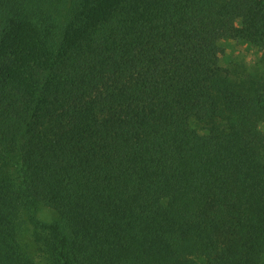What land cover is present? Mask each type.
I'll list each match as a JSON object with an SVG mask.
<instances>
[{
    "label": "trees",
    "instance_id": "1",
    "mask_svg": "<svg viewBox=\"0 0 264 264\" xmlns=\"http://www.w3.org/2000/svg\"><path fill=\"white\" fill-rule=\"evenodd\" d=\"M0 264H264V0H0Z\"/></svg>",
    "mask_w": 264,
    "mask_h": 264
},
{
    "label": "rangeland",
    "instance_id": "2",
    "mask_svg": "<svg viewBox=\"0 0 264 264\" xmlns=\"http://www.w3.org/2000/svg\"><path fill=\"white\" fill-rule=\"evenodd\" d=\"M218 56L219 64L225 67H231L235 64L252 65L258 56V52L253 45L241 42L238 38L224 39L219 42ZM36 215L39 220L45 223H50L58 217L56 211L47 205L41 206ZM32 229L34 227L30 225L28 232H31Z\"/></svg>",
    "mask_w": 264,
    "mask_h": 264
}]
</instances>
